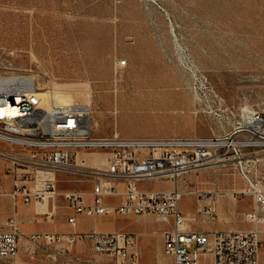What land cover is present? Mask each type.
Masks as SVG:
<instances>
[{"label":"rangeland","instance_id":"rangeland-1","mask_svg":"<svg viewBox=\"0 0 264 264\" xmlns=\"http://www.w3.org/2000/svg\"><path fill=\"white\" fill-rule=\"evenodd\" d=\"M5 49L14 51L15 71L55 83L63 100L89 103L97 134H211L216 122L189 87L190 66L205 73L234 110L264 114V0H0V53ZM123 59L126 65L119 63ZM84 155L92 165H107L103 151ZM0 159L12 172L13 164ZM255 170L251 178L258 182ZM237 173L242 195L253 199L249 182ZM58 179V190L90 184L75 173L60 172ZM156 219L150 213L105 215L100 227H167ZM83 246L77 253L94 258ZM96 258L115 264L105 255ZM19 263L47 264L24 246Z\"/></svg>","mask_w":264,"mask_h":264},{"label":"built area","instance_id":"built-area-1","mask_svg":"<svg viewBox=\"0 0 264 264\" xmlns=\"http://www.w3.org/2000/svg\"><path fill=\"white\" fill-rule=\"evenodd\" d=\"M160 9L168 14L166 9ZM173 35L175 26L168 16ZM168 57H171L170 55ZM0 158L13 164L15 199L34 201L39 212L53 216L60 207L54 203L46 211L44 203L61 195L64 206L73 210L68 221L76 226L78 215H133L150 213L170 225L164 232L165 251L174 264H199L200 256L209 253L207 264H260L261 240L257 229L191 230L189 217L181 210L185 191L179 179L200 169L217 165H234L249 182L257 202L264 205V176L255 182L251 173L264 152V114L258 110L230 107L199 68L192 73L189 87L209 108L216 129L209 135L126 136L115 132H93L92 109L86 101L63 100V96L46 79L13 69L14 51L0 53ZM126 60L119 61L121 65ZM49 77L48 73L45 72ZM46 90V91H44ZM80 151L108 153L107 165L95 166ZM24 170L22 172L20 170ZM59 172L84 175L93 182L91 200L76 190L59 191ZM33 181V185L22 183ZM173 181L172 189H151L142 181ZM118 183H123L121 189ZM3 183L0 180V193ZM120 196L119 201L109 198ZM201 200L216 198L212 191L199 192ZM202 213L214 216L212 203H203ZM252 220L264 218L257 211ZM0 231V258L20 264V246L24 233L16 215ZM28 238L44 249L51 261L65 259L67 264H100L97 256L105 255L115 264H139L138 235L125 230L87 232H32ZM89 241L94 258L86 259L75 252L80 243Z\"/></svg>","mask_w":264,"mask_h":264},{"label":"crops","instance_id":"crops-1","mask_svg":"<svg viewBox=\"0 0 264 264\" xmlns=\"http://www.w3.org/2000/svg\"><path fill=\"white\" fill-rule=\"evenodd\" d=\"M126 64L128 60H126ZM125 64V65H126ZM94 132V130H93ZM95 133V132H94ZM119 133V132H118ZM96 135H108L97 134ZM113 134V133H112ZM111 135V134H110ZM126 136H159V135H127ZM195 135V134H194ZM86 151H80V156L84 155ZM108 155V153H106ZM88 159V158H87ZM108 159V157H107ZM9 163L0 159V180L3 183V192L0 193V231L7 230L9 227L7 221L13 215H16L19 222L20 229L25 234L20 246H24L29 251V256L35 260H41L47 264H67L65 259L60 261H51L45 256L44 249L33 243L28 234L32 232H71L81 231L87 232L93 229L101 231H113L118 230L117 227L112 229H102L100 223L103 220V216H89L85 214L78 215V221L76 226H73L68 221V216L73 213V210L64 206V200L61 195L56 198H49L46 204L45 210L51 211L54 203H59L60 207L56 213L47 217L46 214L39 212V206L34 202L26 203L22 197L14 198L12 195L13 178L12 172H6ZM256 173L260 178L264 176V152L260 162L255 168ZM237 168L234 165L228 166H212L200 169L194 172L184 179L179 180L178 186L185 191L183 198L180 201L181 210L189 217L186 228L191 230H205V231H218V230H238V229H257L261 240V256L260 264H264V220L256 221L248 217L250 212L257 211V214L264 218V205L257 202L255 197H244L243 194V181L242 179H234L233 174L237 173ZM239 171V170H238ZM60 173V172H59ZM58 173V174H59ZM57 174V179H58ZM238 174V173H237ZM90 182L87 188L79 187V189L69 188L59 191L76 190L82 192L87 200H91L90 193L93 189V182L90 179H86ZM59 182V179H58ZM156 182H163L167 184L165 187L154 186ZM22 183L27 185H33L31 180H23ZM119 187L123 189L124 184L118 183ZM140 185L144 188L151 189H172L174 182L167 181H142ZM58 187V183H57ZM212 191L216 193V198L211 200H201L199 198V192ZM120 196L109 198V201H119ZM203 203L214 206V216L208 213H202L201 207ZM118 215V214H117ZM117 219V218H116ZM157 221H160L156 219ZM118 221V219H117ZM170 229V225L162 230H156L151 228H139L132 230L138 235V249L140 252L139 264H165L168 261L174 264L173 257L168 255L165 251V236L164 232ZM82 244V245H81ZM83 244L90 246L89 241L80 243L76 246L75 252L83 249ZM79 254V253H77ZM212 261L209 253H203L200 256L199 264H207ZM10 262L6 259L0 258V264ZM114 262V261H113ZM115 263V262H114Z\"/></svg>","mask_w":264,"mask_h":264},{"label":"bare ground","instance_id":"bare-ground-1","mask_svg":"<svg viewBox=\"0 0 264 264\" xmlns=\"http://www.w3.org/2000/svg\"><path fill=\"white\" fill-rule=\"evenodd\" d=\"M49 85H56L55 83H52V82H49ZM54 88V87H53ZM57 88V87H56ZM44 91H46V90H44ZM64 95V94H63ZM67 96H71V94H67ZM91 103V102H90ZM82 156V155H81ZM47 202H48V200H46V202L44 203V205H46L47 204Z\"/></svg>","mask_w":264,"mask_h":264}]
</instances>
